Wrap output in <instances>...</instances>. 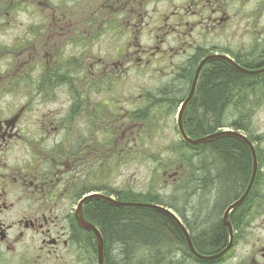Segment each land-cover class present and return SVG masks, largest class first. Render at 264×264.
Wrapping results in <instances>:
<instances>
[{
  "label": "flooded vegetation",
  "instance_id": "1",
  "mask_svg": "<svg viewBox=\"0 0 264 264\" xmlns=\"http://www.w3.org/2000/svg\"><path fill=\"white\" fill-rule=\"evenodd\" d=\"M248 5L257 9L264 4L263 0H0V34L14 31L10 44H0V89L13 85L34 89L41 98L61 89L66 97L61 108L47 117L36 109L37 120L31 129L28 116L34 100L0 106V264L89 263L90 231L79 227L77 206L87 194L118 190H102L96 179L88 185L79 165L103 148L114 153L125 145L118 153L128 154L136 128L134 96L124 101V108L119 106L121 100L93 104L91 94L120 86L133 88L129 82L138 72L150 76L146 82L154 81V88L166 93L165 100L182 101L199 63L211 55L226 56L249 71L264 68V25L244 17L241 12ZM254 31L259 36L256 41ZM246 39L253 43L244 46ZM214 62L226 63L208 60L199 74ZM199 81L200 77L196 85ZM142 100L146 109V100L157 107L164 99L145 93ZM261 108L257 100L253 109L230 123L245 140L226 136L247 149V161L231 142L221 171L215 168L212 152L207 177L198 175L203 172L201 167H194V176L188 177L181 163L165 172L166 178L171 176L170 186L178 191L166 197L162 206L185 228L196 252L215 256L230 245L229 250L214 260L197 259L177 224L163 214L165 253L160 261L264 264ZM93 116L100 122V137L105 138L98 145L94 137L90 138L94 144L87 143L71 128L75 119L89 122ZM163 118L161 114L157 120ZM148 128L139 126V132ZM59 132H64L62 140L54 142ZM29 133L31 139L26 137ZM49 141L52 144L44 147ZM235 154L244 163L239 160L243 167L230 174L235 164L228 158ZM189 186L192 192H184ZM244 196L226 217L227 210ZM89 201L81 208L86 221L84 209Z\"/></svg>",
  "mask_w": 264,
  "mask_h": 264
},
{
  "label": "trees",
  "instance_id": "2",
  "mask_svg": "<svg viewBox=\"0 0 264 264\" xmlns=\"http://www.w3.org/2000/svg\"><path fill=\"white\" fill-rule=\"evenodd\" d=\"M257 100L264 101V74L253 77L246 76L226 63H210L200 75V81L192 101L185 110L184 130L190 138L197 139L213 134L222 128L231 127L229 126L231 122L226 123L227 114L235 112L234 116L229 117L233 122L235 117L240 118L243 111L253 109ZM163 101L161 100L158 106H166L163 110L164 113L172 114L178 101L165 100V104ZM170 101L173 106L169 103ZM228 109L230 112H227ZM140 117L145 116H136L138 119ZM230 140V137L226 136L216 138L197 146L199 151L179 140L176 145L180 154L177 153V156L189 165L187 176H194V167L199 164V169L200 167L203 168V172L198 175L207 177V163L211 162L209 154L211 155L212 152L215 154V168L221 171L225 149L229 147L231 142L240 150L241 156L247 161L249 157L247 149L239 146L238 143L240 142L234 140L230 142ZM228 159L229 163L235 164V167L232 166V169L228 171L230 174L234 173V168L243 167L242 163L244 162L240 160L238 155H231ZM239 160L242 163H239ZM187 189L191 190L190 186ZM102 190H106V188L103 187ZM87 192L90 193V191ZM106 195L114 196L120 202L158 205L165 203L162 194L159 196L150 192L135 194L129 190L108 191ZM84 217L101 233L104 264H130L138 250H146L151 253L148 257L150 260L153 255L159 259L164 256L161 225L165 221V217L160 212L144 208H122L101 199H92L84 209ZM168 229L170 232L169 226ZM87 233L90 235L88 264H93L96 261V242L94 236L90 232ZM170 251L171 248H168L167 253Z\"/></svg>",
  "mask_w": 264,
  "mask_h": 264
},
{
  "label": "rangeland",
  "instance_id": "3",
  "mask_svg": "<svg viewBox=\"0 0 264 264\" xmlns=\"http://www.w3.org/2000/svg\"><path fill=\"white\" fill-rule=\"evenodd\" d=\"M241 13L244 14V17L247 20L256 19L264 25V5L261 8L258 7L257 9L248 5ZM243 29L238 31L235 38L237 41L240 40L239 33ZM254 32H252V34H254L256 41L259 36L256 35V32ZM13 35L14 31H8L6 35L0 34V44H10ZM249 42L253 43V40L250 39L249 41L246 39L243 45L247 46ZM262 49H264V46ZM9 77H11V73L8 74L7 78ZM133 78V81L129 82L134 86L133 88L127 89L126 87L120 86L119 89L114 88L112 90H97V92L93 91L90 96V100L93 104L101 101L104 103L107 102V100H121L119 102V106L124 108H126L124 101L134 96V123L136 126L134 130L135 141L134 143H130L129 147L126 149L128 154L123 153L121 155V153H118L123 146L125 147V145L118 146V151L114 153H109V151L107 152L103 148L102 152L99 151L96 152V154L88 155L87 162L83 159V163L79 166L81 170L86 173V181L88 182V185H93L94 180L96 179L100 182V184H102V187L106 188V190H129L135 194H147L150 192L159 196L162 194L164 198H166L170 196L171 193L177 192L178 189L170 186L171 182L168 178H162V171L174 168L180 163H183V165L186 166V169L189 170L187 162H183L181 158L177 156V153L180 154L178 146L176 145L179 141V136L176 130L177 106H174L172 114H166L168 118L163 113V110L166 108L164 105H162V107H155V104L150 105L148 104V100H146L149 107L145 109V100H142V95L144 96L145 93H148L151 96H156V98H162L165 100L167 97L166 93H161L162 89L160 88H154L157 86V84L153 83L154 81L150 83L146 82L150 79V76L147 74L143 75L142 73L136 72L135 77ZM183 90L184 89L181 91ZM51 93L53 94L51 97L47 94V98H41V95L37 94L34 89H17L15 85L6 86L5 89H0V106L5 107L8 102H11L14 106H16L18 105L19 100H34L32 102L31 114L28 116V119H30V125L28 128L31 129L33 128V123L37 120V116L35 114L36 109H39L40 116L45 114V117H47L53 109L61 108L60 104L66 98L63 91L58 89L56 91H52ZM182 95L179 97L183 98ZM261 103L262 108L259 112L264 128V101L261 100ZM227 112H230V110L228 109ZM160 113L164 118L157 120V117L161 116ZM141 115H144L145 117H140V119L136 118V116ZM40 116L38 118H40ZM95 116L89 118V122L81 119H75L71 128L77 136L85 138L87 143L94 144V141L90 140L91 136L94 137L96 144L98 145L101 140L104 142L105 138L100 137V134L98 133V126L100 125V122L95 118ZM229 117L230 115L226 117L227 124L232 122ZM38 124L40 127L41 120L38 121ZM143 125L147 128H151L153 126L154 130L150 131L148 128L146 131L139 132V126ZM87 129H92V132L89 133L86 131ZM63 134L64 132H59L57 136H54V142L61 141ZM26 137L31 139L33 135L29 133ZM51 144L52 141H49L45 142L43 146L49 147ZM195 168H199V164H196ZM186 192L192 191L186 190ZM135 254L130 264H167L166 262L160 261L161 259L155 258V255H153L150 260L148 257L151 253L146 250H138ZM26 257H28V255H26ZM87 259L88 261L90 259L88 250ZM93 264H96V262ZM185 264L191 263L189 262Z\"/></svg>",
  "mask_w": 264,
  "mask_h": 264
},
{
  "label": "water",
  "instance_id": "4",
  "mask_svg": "<svg viewBox=\"0 0 264 264\" xmlns=\"http://www.w3.org/2000/svg\"><path fill=\"white\" fill-rule=\"evenodd\" d=\"M211 59H222V60L226 61L227 63H229L235 70H237L238 72H240L241 74H244V75L252 76V75H258V74H263L264 73V69L257 70V71H248L246 69H243L240 66H238L237 64L233 63L230 59H228L226 57L211 56V57H208V58L204 59L199 64V66H198V68H197V70L195 72L190 92H189L187 98L182 103V105L180 107V110L178 112V116H177V127H178V131H179L180 137L182 138L183 141H185L189 145H194V146L201 145V144H204V143H206V142H208L210 140H213V139L219 138V137H223V136H233V137L241 138L242 140H245L244 138H242L236 132H219V133H215V134H212V135L200 138V139L192 140L184 132V129H183V126H182L183 113L185 111V108L187 107V105L189 104V102L192 99V96H193V93H194V90H195V86H196V82H197V78H198V75H199V72H200L202 66L204 65L205 62H207L208 60H211ZM254 170H255V168H254ZM169 178H171V176ZM94 198L102 199V200H104L106 202H109V203H111V204H113L115 206L122 207V208H144V209H150V210H155L157 212H160L162 214H165V215L169 216L177 224L179 229L184 234L190 252L198 259H201V260H214V259H217V258L223 256L228 251V249L230 248V245H229L223 252H221L220 254L215 255V256H208V257L201 256L194 250V248H193V246L191 244L189 235L186 232V230L184 229V227L182 226V224L179 222V220L170 211L166 210L165 208H163V207H161L159 205L148 204V203L119 202V201H115L114 199H112L110 197H107V196H104V195L94 194V195H89V196L85 197L84 199H82V201L78 205V212L76 213L77 214L76 218H77L79 226L82 229L92 231L94 236H95L96 243H97V260H98L97 262H98V264H103V240H102V236H101L100 232L95 227H93L92 225L87 223L82 218V213H81L82 205L86 201H88L90 199H94ZM244 198H245V196L240 201H238L233 206H231L227 210V212L225 213V216L227 217L228 212L231 209H233L234 207H236L237 205H239L244 200Z\"/></svg>",
  "mask_w": 264,
  "mask_h": 264
}]
</instances>
